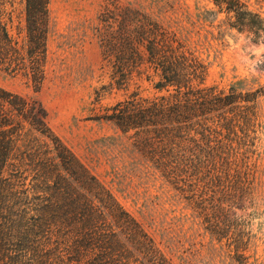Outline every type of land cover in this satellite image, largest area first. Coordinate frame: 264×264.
Returning a JSON list of instances; mask_svg holds the SVG:
<instances>
[{
	"label": "trees",
	"instance_id": "1",
	"mask_svg": "<svg viewBox=\"0 0 264 264\" xmlns=\"http://www.w3.org/2000/svg\"><path fill=\"white\" fill-rule=\"evenodd\" d=\"M16 1L0 0V71L26 78L39 91L50 0H23L22 38L11 32ZM212 1L231 16L234 28L264 40V18L241 0ZM102 33L108 51L126 43V61L144 62L142 47L154 66L126 68L124 87L138 74L156 92L130 93L108 119L131 134L134 147L183 196L205 229L222 237L226 227L219 216L244 209L256 105L264 90L205 85L207 68L176 36L147 20L126 23L124 30L109 25ZM46 117L39 102L0 87V264H172Z\"/></svg>",
	"mask_w": 264,
	"mask_h": 264
},
{
	"label": "rangeland",
	"instance_id": "2",
	"mask_svg": "<svg viewBox=\"0 0 264 264\" xmlns=\"http://www.w3.org/2000/svg\"><path fill=\"white\" fill-rule=\"evenodd\" d=\"M241 1L264 18V0ZM11 10V32L22 38L24 1L17 0ZM146 20L176 36L207 68L205 85L228 91L237 83L246 92L264 90V40L234 28L231 16L220 12L212 0H50L42 88L36 91L26 78L2 71L0 87L44 107L52 131L172 264H264V95L256 105L257 131L252 134L244 209L219 216L226 227L222 237L205 229L183 196L134 147L131 134L108 119L130 93L139 90L144 97H154L156 92L138 74L124 87L126 68L154 66L146 61L142 47L144 62L126 61V43L108 51L102 32L109 25L124 30L126 23L135 26ZM116 80L124 85L117 87Z\"/></svg>",
	"mask_w": 264,
	"mask_h": 264
}]
</instances>
